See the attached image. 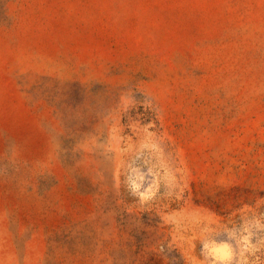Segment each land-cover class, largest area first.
Returning <instances> with one entry per match:
<instances>
[{
	"label": "rangeland",
	"instance_id": "374dc122",
	"mask_svg": "<svg viewBox=\"0 0 264 264\" xmlns=\"http://www.w3.org/2000/svg\"><path fill=\"white\" fill-rule=\"evenodd\" d=\"M0 264H264V0H0Z\"/></svg>",
	"mask_w": 264,
	"mask_h": 264
}]
</instances>
